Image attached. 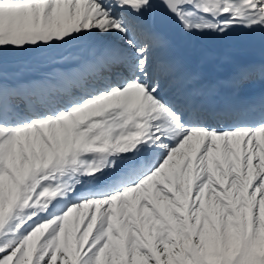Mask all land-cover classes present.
I'll list each match as a JSON object with an SVG mask.
<instances>
[{
  "label": "snow or ice",
  "instance_id": "snow-or-ice-1",
  "mask_svg": "<svg viewBox=\"0 0 264 264\" xmlns=\"http://www.w3.org/2000/svg\"><path fill=\"white\" fill-rule=\"evenodd\" d=\"M0 264H264V0H0Z\"/></svg>",
  "mask_w": 264,
  "mask_h": 264
}]
</instances>
